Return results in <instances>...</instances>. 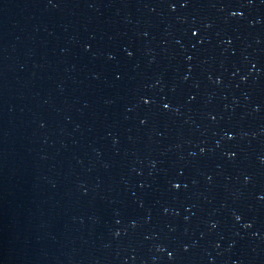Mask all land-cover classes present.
<instances>
[{
    "label": "water",
    "instance_id": "1",
    "mask_svg": "<svg viewBox=\"0 0 264 264\" xmlns=\"http://www.w3.org/2000/svg\"><path fill=\"white\" fill-rule=\"evenodd\" d=\"M0 264H264V0H0Z\"/></svg>",
    "mask_w": 264,
    "mask_h": 264
}]
</instances>
